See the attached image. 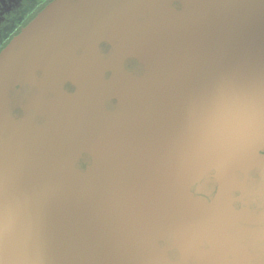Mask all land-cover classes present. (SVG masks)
<instances>
[{"label": "water", "instance_id": "obj_1", "mask_svg": "<svg viewBox=\"0 0 264 264\" xmlns=\"http://www.w3.org/2000/svg\"><path fill=\"white\" fill-rule=\"evenodd\" d=\"M0 264H264V0L47 4L0 53Z\"/></svg>", "mask_w": 264, "mask_h": 264}, {"label": "flooded vegetation", "instance_id": "obj_2", "mask_svg": "<svg viewBox=\"0 0 264 264\" xmlns=\"http://www.w3.org/2000/svg\"><path fill=\"white\" fill-rule=\"evenodd\" d=\"M45 0H0V53L40 12Z\"/></svg>", "mask_w": 264, "mask_h": 264}, {"label": "clouds", "instance_id": "obj_3", "mask_svg": "<svg viewBox=\"0 0 264 264\" xmlns=\"http://www.w3.org/2000/svg\"><path fill=\"white\" fill-rule=\"evenodd\" d=\"M210 135H211V134L209 133V137H207L206 140H205L204 147H209V146H210V144H211Z\"/></svg>", "mask_w": 264, "mask_h": 264}, {"label": "trees", "instance_id": "obj_4", "mask_svg": "<svg viewBox=\"0 0 264 264\" xmlns=\"http://www.w3.org/2000/svg\"><path fill=\"white\" fill-rule=\"evenodd\" d=\"M52 0H45L44 1V3H43V5L40 7L41 8V10L48 4V3H50Z\"/></svg>", "mask_w": 264, "mask_h": 264}]
</instances>
